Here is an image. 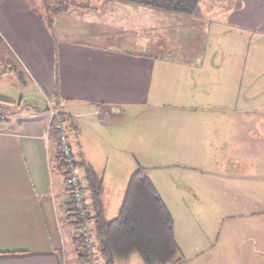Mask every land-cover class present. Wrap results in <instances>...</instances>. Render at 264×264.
Wrapping results in <instances>:
<instances>
[{"label": "crops", "instance_id": "1", "mask_svg": "<svg viewBox=\"0 0 264 264\" xmlns=\"http://www.w3.org/2000/svg\"><path fill=\"white\" fill-rule=\"evenodd\" d=\"M94 1H100L93 7L102 14L86 17V25L121 30L120 39L57 40L32 0H0L5 60L0 73L16 69L17 79L25 76L33 91L46 93L44 109L37 107L39 101L24 100L31 90L21 91L18 102L0 98L12 102V113L0 121V264H66L67 252H72L69 264L78 263L75 231L67 221L71 200L48 130L47 102L67 118L65 131L76 142L77 161L102 178L107 220L117 216L130 175L142 168L149 177L147 167L134 160L147 152L148 115L164 111L156 129L159 138L169 132L157 154L192 162L184 166L193 171L185 180L203 181L209 224L223 229L229 222H250V237L230 226L227 238L239 244L252 240L253 253L264 260V74L245 72L246 65L262 63L261 43L253 41L246 55L245 34L254 39L264 34V0H235L233 11L209 9L204 21L118 0ZM202 27L209 37L201 57H195L190 47ZM221 43L225 57L216 56ZM219 64L232 67L216 75ZM198 162H209V170ZM157 175L159 186L149 178L175 228V213L192 224L189 208L176 199L178 184ZM176 235L177 230L175 240ZM245 254L213 244L209 264Z\"/></svg>", "mask_w": 264, "mask_h": 264}, {"label": "rangeland", "instance_id": "2", "mask_svg": "<svg viewBox=\"0 0 264 264\" xmlns=\"http://www.w3.org/2000/svg\"><path fill=\"white\" fill-rule=\"evenodd\" d=\"M117 1V0H116ZM100 1L94 0H32L33 7L38 12L39 16L42 17L48 27H52L53 35L57 40H67V41H87L89 43H109L110 38L120 39V31L111 30L110 27L100 26H90L86 25V17H94L96 14L99 16L102 14L100 7H93ZM235 0H201L199 7L196 13L191 16L194 19H199L204 21L207 20L206 15L209 14L210 10H236L234 4ZM49 7L48 11L47 8ZM67 12V13H66ZM185 17V16H184ZM206 17V18H205ZM205 18V19H204ZM198 38L192 40V45L190 47V52L192 56L201 57L202 52L205 49H202L206 46V39L209 37L208 28H196ZM105 37L104 41L99 39V34ZM246 39V55L249 56L252 52V42L256 41V44L261 43L260 50V59L262 63L256 65H246L245 72L261 73L264 74V34L261 38L258 39L256 36L255 39L253 35L248 33L245 34ZM209 40V39H208ZM211 43V42H210ZM227 48H223V44L217 48L216 56H226ZM207 52H211V49H207ZM185 56L184 50L181 54ZM188 55V54H187ZM2 47H0V60L4 63L5 60L2 59ZM232 66H224L219 64L214 66L216 75H222L225 72V69ZM237 67V66H236ZM4 70V66H1L0 72ZM16 69L13 72L6 74L0 73V98L9 97L8 99L14 100L16 102L20 99V92L28 93L30 91L32 94L30 96L24 97L26 101H39L37 107L39 109H44V95L46 93L44 90L37 88V90H32L30 83L27 81L26 77L23 76L22 80L17 79ZM168 100V99H167ZM167 103H174L167 101ZM190 104V103H189ZM27 107L25 103L23 109ZM164 111H159L150 113L147 117L149 122V138L147 139V152L143 155L139 154L134 160L135 165L138 162L140 165L147 167V173L151 180L159 186L160 182L158 181L159 172L168 175L172 181L175 182V185L178 184L179 189L176 193V199H179L180 202L183 201V204L187 205L189 208L190 214L193 217L191 221L192 224L185 222V215L182 216L183 221L179 218V214L175 213L176 217V228L174 225V231L177 230L176 242L180 248L178 254V264H209V247L214 244V249L220 250H233V249H243L246 251L244 256L237 257H228L221 259V261L216 264H264V260L253 253V241L252 240H243L242 243L235 241H230L227 238L228 228L235 227L241 229L240 234L245 237H250V234H247V230L252 227L250 222L240 220L237 222H229L222 229V226H217L215 224H209V192H202L200 189L203 187V181L191 182L188 183L185 180L186 172H193L191 168H184L186 165H191L192 162H184V160H178L176 157L165 156L163 158L160 154H157L160 150H157L158 147H163L165 143L166 132H169V129L164 131L163 138H159V133L156 129V124L162 121V115ZM167 113V112H166ZM188 113V112H185ZM186 115V114H184ZM209 120V114H207ZM72 152L76 156L78 155V148L76 142L71 138ZM73 143V144H72ZM155 154L161 157H155ZM136 156V155H135ZM198 166L204 171L209 170V162H198ZM79 172V169H78ZM80 173V172H79ZM182 174V175H181ZM206 183V180H204ZM170 185V183H168ZM171 186V185H170ZM165 195V194H162ZM166 196V195H165ZM86 203H90L89 196L85 193ZM168 200V199H167ZM170 201V200H169ZM92 227V224H91ZM219 233V237H218ZM218 237V238H217ZM95 244V240L93 242ZM67 245H69L67 241ZM95 253L93 258L99 260V264H102L99 259V253L96 249V244L94 245ZM74 252V251H73ZM70 253L67 252L66 264L70 263ZM197 255H196V254ZM96 256V257H95ZM75 257V256H74ZM74 261V260H73ZM119 264H144L138 254L134 253L131 255L128 261H120Z\"/></svg>", "mask_w": 264, "mask_h": 264}, {"label": "trees", "instance_id": "3", "mask_svg": "<svg viewBox=\"0 0 264 264\" xmlns=\"http://www.w3.org/2000/svg\"><path fill=\"white\" fill-rule=\"evenodd\" d=\"M118 1L191 17L196 13L201 0ZM11 104L12 102L0 99V121L12 113L9 107ZM61 120L65 123L67 118L62 117ZM49 132L57 142L58 167L66 181L68 166L59 154V131L51 126ZM76 166L82 171L81 179L85 193L90 199L88 210L91 214L93 239L102 264H115L117 260L126 261L134 253L139 255L144 264L177 263L179 247L175 240L173 218L144 169L139 168L130 175L117 216L107 220L101 200L102 178L83 162L77 161ZM67 221L75 231L77 264H87L88 258L82 250V241L79 237L81 223L72 202Z\"/></svg>", "mask_w": 264, "mask_h": 264}, {"label": "built area", "instance_id": "4", "mask_svg": "<svg viewBox=\"0 0 264 264\" xmlns=\"http://www.w3.org/2000/svg\"><path fill=\"white\" fill-rule=\"evenodd\" d=\"M47 110L49 116L48 130L51 126H53L57 131H59V154L62 161L68 166L66 190L81 223L79 237L82 241V250L88 258L87 264H97L96 260L93 258L95 252L93 247L94 239L91 227V214L85 200V189L81 175L79 174L76 166L77 159L72 152L71 142L65 131V125L61 120L62 115L49 102H47Z\"/></svg>", "mask_w": 264, "mask_h": 264}]
</instances>
